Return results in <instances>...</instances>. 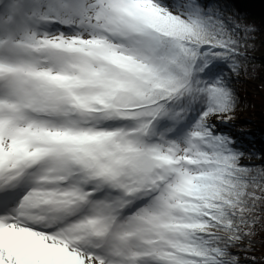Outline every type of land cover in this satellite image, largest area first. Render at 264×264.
<instances>
[{"label": "snow or ice", "instance_id": "snow-or-ice-1", "mask_svg": "<svg viewBox=\"0 0 264 264\" xmlns=\"http://www.w3.org/2000/svg\"><path fill=\"white\" fill-rule=\"evenodd\" d=\"M240 28L204 0H0V264H240L264 227Z\"/></svg>", "mask_w": 264, "mask_h": 264}, {"label": "trees", "instance_id": "trees-1", "mask_svg": "<svg viewBox=\"0 0 264 264\" xmlns=\"http://www.w3.org/2000/svg\"><path fill=\"white\" fill-rule=\"evenodd\" d=\"M204 2L218 5L226 16L234 17L236 22L241 25L237 31L242 44H244L243 51H245L246 57L242 60L239 75L233 76L230 80L231 87L237 97V103L232 113L233 117H236L239 112L247 111V108L252 104H257L261 107L262 119H264L263 90H257L256 93L250 95L248 100H241L239 97L241 87L237 85V82L241 84L250 82L264 70V0H204ZM244 26H248L252 31L246 32ZM258 125L259 122H255V126ZM246 127H242L244 131ZM247 132L245 133V136L249 138L247 143L255 142L254 139L246 135ZM258 146L257 148L251 145L243 147L245 151V156L242 159L243 164L259 166L264 160V132ZM258 215L264 218V205L258 209ZM232 251L238 255L240 264H264V227L258 224L253 241L251 243L244 241L241 247L234 248Z\"/></svg>", "mask_w": 264, "mask_h": 264}, {"label": "rangeland", "instance_id": "rangeland-1", "mask_svg": "<svg viewBox=\"0 0 264 264\" xmlns=\"http://www.w3.org/2000/svg\"><path fill=\"white\" fill-rule=\"evenodd\" d=\"M237 85L241 87L239 92L241 100L250 99V95L256 93L259 89H262V92L264 93V70H262L256 78L250 80V82L247 81L242 84L237 82ZM255 122H259V125L255 126ZM229 123L232 125L231 131L234 136L242 135V137H244L245 133L248 131L246 135L255 139V142H250V144L244 139V146L251 145L255 148L259 147L258 145L262 141V133L264 132V119H262L261 107L259 105L252 104L247 108V111H243V113L239 112ZM244 126L248 127H246V132L242 128ZM221 127L224 126L222 125Z\"/></svg>", "mask_w": 264, "mask_h": 264}, {"label": "bare ground", "instance_id": "bare-ground-1", "mask_svg": "<svg viewBox=\"0 0 264 264\" xmlns=\"http://www.w3.org/2000/svg\"><path fill=\"white\" fill-rule=\"evenodd\" d=\"M252 139H254L253 137H251Z\"/></svg>", "mask_w": 264, "mask_h": 264}]
</instances>
